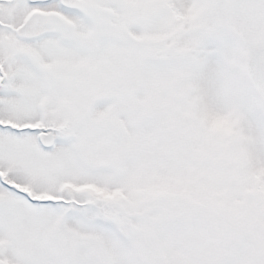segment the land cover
<instances>
[{
	"label": "snow or ice",
	"instance_id": "1",
	"mask_svg": "<svg viewBox=\"0 0 264 264\" xmlns=\"http://www.w3.org/2000/svg\"><path fill=\"white\" fill-rule=\"evenodd\" d=\"M0 264H264V0H0Z\"/></svg>",
	"mask_w": 264,
	"mask_h": 264
}]
</instances>
